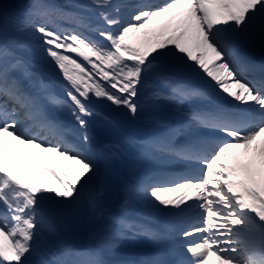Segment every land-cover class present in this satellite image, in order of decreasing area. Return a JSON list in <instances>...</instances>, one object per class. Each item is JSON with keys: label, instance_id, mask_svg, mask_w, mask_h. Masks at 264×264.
<instances>
[{"label": "snow or ice", "instance_id": "1", "mask_svg": "<svg viewBox=\"0 0 264 264\" xmlns=\"http://www.w3.org/2000/svg\"><path fill=\"white\" fill-rule=\"evenodd\" d=\"M93 3L97 8L117 7L108 0ZM38 11L47 15L54 9L33 5L27 15ZM99 15L107 27L91 29L96 38L75 29L35 26L45 53L70 84L64 87V101L27 70L9 42L0 40V264H27L47 222L43 205L75 199L93 182L89 207L97 249L80 260L60 258L48 249L45 254L51 259L39 264H108L100 258L101 249L118 247L124 237L153 235L148 225L98 207L107 183L87 154L103 148L91 125L94 119L113 122L96 111V102L124 110L133 121L147 105L171 104L180 119L155 120L158 131L148 142L156 155H149V163L161 167L172 156L200 165L198 173L182 169L172 179L146 174L123 186L121 208L140 197L161 214L163 238L170 241L175 257L140 264H264V78L254 84L239 73L232 38L248 23L264 22V0H161L137 7L126 23L118 12L103 10ZM17 24L27 27L29 21L18 19ZM189 81L230 97L235 112L185 108L202 95ZM50 103L66 109L75 127L49 112ZM21 109L53 136H71L76 143L66 148L22 131L16 118ZM181 136L184 142L177 145ZM17 145L39 153L23 162ZM232 149L252 153L251 162L241 168L226 162ZM43 153L60 159L37 162ZM196 215L199 219L194 220Z\"/></svg>", "mask_w": 264, "mask_h": 264}, {"label": "bare ground", "instance_id": "2", "mask_svg": "<svg viewBox=\"0 0 264 264\" xmlns=\"http://www.w3.org/2000/svg\"><path fill=\"white\" fill-rule=\"evenodd\" d=\"M156 2L158 3V0H108L109 4L117 6V7H113V8H97V6L93 3V0H86V2H84L85 4L83 3L84 4L83 6L86 7V8L84 9L85 13L82 14V19L86 21L87 25L85 23V26H86L87 29L82 31V32L85 35L87 33H91L92 35H88V36H90L92 38H96V34L93 33L91 31V29H94V28H97V27H105V28L107 27V25L103 22L102 18L99 15L100 11L106 10V11H109L110 13H112V14L118 12L119 18L122 19L126 23V22L129 21V18L131 16H133V14L135 12V9L137 7H144L146 5H156L157 4ZM159 2H161V0ZM80 3H81V1H80ZM45 6H47L48 8L54 9V11L50 12L47 15H40L39 11H44V9H40L37 12V14H36L38 17L35 18V19H32L33 22H31V23H32L33 26H35V24L40 23V21L42 23L45 22L44 20H40V17H42V19L45 18V17L48 18V25H49L50 28L58 29V25H59V29H61V30H63L65 28V26H70L71 24H74L75 22L78 23V20H74L73 15H69V12L65 11L64 8L58 7V6H57L58 8L54 7L53 4L52 5H45ZM88 8L90 10H88ZM34 21H36L35 24H34ZM65 22H67L66 25H61V24L65 23ZM79 23H82V22H79ZM77 31H79V30H77ZM26 33L27 32L25 31V34ZM234 33L237 35L236 38L239 39V40H243L244 39V40L255 42V44H256L255 46L245 47L246 51H248L252 55H255V57L258 56L260 58V57L264 56V22H262L259 19H257L255 22L248 23L245 27L241 28L240 30L234 31ZM5 34H6V32L3 29L1 30V27H0V40H2V37ZM35 45H36L35 47H38V51H39V49L41 51H44L43 47L41 46V39L40 38L37 39V42H35ZM26 50H27V48H26ZM239 52H241V49H239ZM52 82H50V85H51V89L50 90L54 92L53 96L59 101V99H63V98L61 96L57 95V94H60V93H56L57 92V87L54 84H52ZM190 82L193 83V84L197 83L198 85H200L198 81H190ZM193 84H190V85L194 86ZM227 98H230V97H227ZM161 107H165V105L162 104V103H159V104H156V105H148L147 108L151 112L152 111L153 112H157L160 117H163V116H165V114L162 112L163 110H159V108H161ZM49 108L52 110V113L57 115L59 118H60V115L66 116L67 119H65V120H68V124L71 125L72 123H74L73 120H72V117L68 116L69 113L67 112V110L66 109H61L59 104L53 105V104L50 103L49 104ZM16 118L21 121V130L22 131H25V132L29 133L30 135L31 134L39 135V136L44 137L45 139L49 140L53 144L60 143L64 147L69 148L67 144H68V142L71 141V138H72L71 136H66L64 138H57V137L53 136L46 127L42 126L38 122L30 119L27 115H25V110H23V109L19 110ZM65 120H62L63 123H64ZM92 124L93 125L96 124L99 127H102L103 129H106V128L103 127L104 124L101 123V120H99V119H94ZM150 125L151 124L149 123L147 125V128H150ZM137 126H139V124H137ZM73 127H75V125ZM39 128H41V129H39ZM42 129L44 131H40ZM106 133H108V132H106ZM146 133H149V131H146ZM52 136L54 138H52ZM210 140H214V139H210ZM97 143H100V142H97ZM258 143L259 142H257V144ZM16 148H17L18 151H20V150L23 151V156H22V161L23 162L27 161L26 159L31 157L33 155V153H39L38 149H33L30 146L27 149H24V146L17 145ZM150 150L152 151V153H155V151H154V149L152 147L151 148L150 147L146 148L145 149V153L149 152ZM91 151L92 150H90L87 153L89 155L90 159H92L91 156H90V154L92 153ZM103 153H104V151L98 153V160H100V161L97 164V171H98V173L101 176H103L105 178V181L107 183V191L105 192V195L103 197H105V198H107L109 200L115 198L114 202L115 201L118 202V201L121 200V190L123 188V185H125L124 179L121 176H119V174L117 172L115 173L113 171L118 166H121L123 169H126V172L124 174H127L129 177L133 178L134 180H137V178L139 179L141 176L145 175L146 173H150V175H155L156 177L157 176L158 177L161 176V177H166V179H172V178H174L172 174L182 170L183 169L182 167L184 166V165H182L183 164L182 160H180V158H179V159H174V161L177 162L175 165H170L169 167L163 166L161 168L158 167L157 169H154L151 172H147V171H150L152 169L146 170L148 168L145 166V164H143V165H138V164L131 165V164H129V162H131V159L127 158V154L126 153L120 152L118 157L113 156L112 159H107L108 163H105V161L101 162V158H102V154ZM153 155H156V154H153ZM238 155H239V150L238 149L229 150V152L227 154L228 158H227L226 162L233 164L237 168H241L245 164L251 162V160L249 158H252V156H250L248 158H242L241 160H239L238 159ZM144 156H148V155H144ZM44 157L47 160H44ZM49 159H51L52 161H58L60 158L55 157L54 154H49V153L39 154L38 161L45 162V161H48ZM93 159H94V156H93ZM139 160L140 161L142 160V156L139 158ZM93 161L95 163V159ZM107 165H110V167H109L110 170L109 171L106 170L107 169L106 168ZM196 168L197 167H195V169ZM139 173H140V176L136 177ZM94 184L95 183L93 182L92 184H90V185H88V186H86L84 188V190L86 191L87 195L89 196V199L91 198V196H90L91 192L94 191ZM132 201L136 202L137 201V197L134 198L133 200H131L130 202H132ZM53 204H56V202L55 203H51L50 205H47V206L46 205L43 206L44 209H45L46 217H47V211L49 210V208ZM106 204H107L106 202L105 203L104 202H99V205H100L99 208L102 209L105 213L123 215V216L131 217V218H133L135 220H138V217H137L138 215H135V213H136L135 210L137 209V207L135 206L133 211L130 210V206L133 205L132 203H130L129 206H127L128 208L126 207L124 209L121 208V203H120L119 207L111 206L110 208H107ZM197 217H198V215L194 216L193 219L196 220ZM91 219H92V216H90V222H91ZM140 219H143V218H140ZM45 224H46V229H44L43 231H40V237H39L40 243L42 244V246L44 248H51V246H52V248H55V250H56L55 252L57 253V255L62 254L64 256H67L66 252L69 253V254L81 253L82 255H80L81 256L80 259H87L85 257L87 256L88 250H84V251H81V252H76L75 250H73L71 248L72 251H68L65 247H62V246H64V244L57 237V235L55 234V231L52 230L53 228H52L51 224L48 221ZM94 232H95V230H94ZM124 238H127V237H124ZM95 239L96 238L92 237V234L89 236V239H88V248H89V250H93L94 251V250L97 249V240H95ZM148 242L149 241L146 240L145 238L136 235L135 236V240L129 239V240L121 241V243L118 242V245L120 244L119 245L120 248L117 249L115 253L107 254V256L108 255H113L112 257L115 258V257H118V255H120V254L121 255H130V254L136 253L138 251L137 245H141L142 243H148ZM133 243H134V246H133ZM102 251H104L105 254H106V253H108V251H109V253L110 252H114V248H112V249H101L100 253ZM101 254H103V253H101ZM32 259H34V256L31 254L27 258V264H28V261H31Z\"/></svg>", "mask_w": 264, "mask_h": 264}, {"label": "rangeland", "instance_id": "3", "mask_svg": "<svg viewBox=\"0 0 264 264\" xmlns=\"http://www.w3.org/2000/svg\"><path fill=\"white\" fill-rule=\"evenodd\" d=\"M68 2H70L71 4H73L75 7L77 6L78 7V9H79V6L81 7V9L83 10V11H85L84 9L86 8V7H84L83 5L85 4L84 2H86V0H80L81 1V3H80V1L79 0H67ZM79 1V2H78ZM7 2L8 3H10V2H12V0H7ZM77 2V3H76ZM84 3V4H83ZM11 4V3H10ZM43 5V4H47L48 5V3H45L44 2V0H22V7H20V8H18V9H16L15 7H12L11 9L10 8H8L6 11H2V7H1V5H0V27H1V30L3 29L4 31L5 30H7V32L8 33H6L7 35L6 36H4V39H5V41H7V40H11V41H20V42H24V43H27L28 44V48H27V50H26V48H23V49H20V48H16L17 46H18V44H13L12 43V47L14 48V51L16 52L15 54L18 56V57H20L22 60H23V62H24V66H26L27 67V69L28 68H37L38 67V65H42V67H43V70L42 69H39L40 70V72H38V76H42V78H48V79H50V80H52L53 81V83H54V85L58 88L57 90L58 91H64V87L65 86H69L70 87V84H69V82L63 77V75H62V73L60 72V70H59V68L58 67H56L55 66V64L53 63V61L51 60V58L50 57H48L47 56V54H45V52L44 51H41L40 49H39V51H38V49H36V45H35V43H33V42H37V39H35V38H37L38 36H39V34L38 35H36L37 37H35L34 35H31V33H28L29 32V30L27 29V33L25 34V31L24 30H22V29H24V28H22V27H19L18 26V24H17V20L18 19H21L20 17H23L24 15H27V13L30 11V6H33V5ZM80 4V5H79ZM11 6V5H10ZM31 10H35V9H31ZM88 10H90L89 8H88ZM24 18H25V16H24ZM31 24V23H30ZM22 30V31H21ZM35 30V29H34ZM22 36H21V35ZM25 35H27V36H29V37H25ZM21 37L23 38V39H21ZM40 37V36H39ZM38 48V47H37ZM19 50L21 51V53L23 54V55H21V53L19 52ZM25 50V51H24ZM29 50V51H28ZM29 53V54H28ZM66 54H69V53H66ZM45 55V56H44ZM23 57V58H22ZM26 57V58H25ZM28 58V59H27ZM76 59H80V58H77L76 57ZM34 63V64H33ZM37 66V67H36ZM38 69V68H37ZM42 73V74H41ZM40 74V75H39ZM53 76V77H52ZM64 94V96L66 95L65 94V92H63ZM98 106H100V107H102V106H107V109L108 110H111V107H113V106H110V105H108V104H106V103H100V102H98ZM124 111V110H123ZM69 116H71L70 115V113H69ZM60 119L61 120H65V119H67L65 116H63V115H60ZM66 122L64 121V124H65ZM106 124V123H105ZM108 125V127H110L111 125H109V124H107ZM96 127V126H95ZM100 132L102 131L101 129H99L98 128V126L96 127ZM108 130V129H107ZM98 131V132H99ZM102 133H103V131H102ZM110 133H111V131H110ZM101 134V133H100ZM259 142V141H258ZM240 153V152H239ZM239 156V155H238ZM43 160V159H42ZM44 160H45V157H44ZM43 160V161H44ZM43 161H38V162H43ZM26 162V161H25ZM90 193V192H89ZM94 194V191L93 192H91V194H90V196L92 197V195ZM138 199H140L141 201H143V202H145L142 198H140V197H137V200ZM114 200H115V198H113V199H111V200H109V199H107V198H105V197H102V199H100L99 200V202H106L107 204H106V207L107 208H110L111 206H115V207H119L120 206V203H118V202H114ZM90 201V200H89ZM53 203H55V202H53ZM130 203H132L133 205H131L130 206V210L131 211H133L134 210V208H135V205H134V203H135V201H132V202H130ZM146 204L145 205H147V206H149L148 204H147V202H145ZM51 203H45L44 205H50ZM43 205V206H44ZM100 205H99V203H98V207H99ZM137 210V209H136ZM107 211V210H106ZM88 225H89V227L91 228V233H90V235L92 234V237L94 238V235H93V233H94V230H95V224H94V221H93V219H91V222H90V219H89V222H88ZM96 240V239H95ZM94 240V241H95ZM127 240V239H126ZM121 241H125V238H122V239H120L119 240V243H121ZM120 245V244H119Z\"/></svg>", "mask_w": 264, "mask_h": 264}, {"label": "water", "instance_id": "4", "mask_svg": "<svg viewBox=\"0 0 264 264\" xmlns=\"http://www.w3.org/2000/svg\"><path fill=\"white\" fill-rule=\"evenodd\" d=\"M88 213V199L81 189L80 195L75 199L64 201L50 209L48 217L57 234L66 244L81 249L86 246Z\"/></svg>", "mask_w": 264, "mask_h": 264}]
</instances>
